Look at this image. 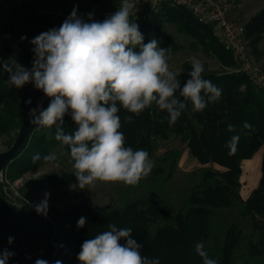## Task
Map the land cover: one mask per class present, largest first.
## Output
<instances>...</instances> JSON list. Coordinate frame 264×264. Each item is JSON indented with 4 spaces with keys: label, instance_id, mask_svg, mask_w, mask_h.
Masks as SVG:
<instances>
[{
    "label": "trees",
    "instance_id": "trees-1",
    "mask_svg": "<svg viewBox=\"0 0 264 264\" xmlns=\"http://www.w3.org/2000/svg\"><path fill=\"white\" fill-rule=\"evenodd\" d=\"M130 20L139 24L145 44L153 38L160 41L163 28L175 24L180 32L215 53L227 65L235 64L232 55L215 39L211 26L199 22L182 7L167 3L157 13H143ZM245 29L252 53L259 57V45L264 39V8L247 22ZM5 51L18 65L20 63L31 69L34 53L7 44ZM191 67L189 63L184 65L179 78L181 83L188 78ZM203 76L222 89L221 98L208 103L203 111H194L188 101L174 125H169L168 113L155 106L145 109L139 116L123 108L118 113L126 147L145 149L150 157L158 138L168 139L171 135H179L186 141L192 157L203 165L214 164L222 169L206 171L203 181L195 186L186 202V213L180 211L172 215L169 207L160 205L157 200L146 199L107 213L82 206L69 212L56 213L50 223L35 213L25 212L9 203L0 182V252L8 249L14 253L9 264H35L36 259L48 260L50 264L57 260L62 264H79L77 254L82 243L108 230V225L113 223L118 228H132V237L143 246L141 254L159 258L160 264H203L195 251L196 243L201 241L210 258H218L219 264H236L233 254L241 237L238 224L234 223L228 228L220 250L213 251L205 241L211 235L218 210L234 208L238 203L243 206L242 216L253 221L254 230L261 237L257 243H250V254L253 257L260 255L264 250V223L260 217L264 216V155L259 187L247 200L240 196V177L243 161L252 159L264 145V90L255 86L243 73H209ZM7 79L8 74L0 69V96L5 100L0 114L1 136L11 135L14 126L20 128L28 120L30 110L36 108L37 100L44 96L31 83L17 89L5 83ZM28 99H31V104L26 103ZM180 99L184 100L183 97ZM48 103L45 102L43 107L46 108ZM128 116L133 119L127 120ZM246 121L253 125L254 131L244 129ZM229 124L234 126V131H228ZM62 127L66 133L76 130L69 115L64 117ZM55 130V126L51 129L37 126L33 130L23 149L6 165L9 178L16 179L29 169L50 162L44 161L43 156L59 146L70 156V149L55 140ZM236 134L240 135V140L237 150L230 155L227 142ZM9 138L7 147L11 148L16 138ZM35 153H40V160L33 161ZM81 216L87 222L83 228H78L77 221ZM163 218L171 219L173 224L157 228L152 235V225ZM10 236L14 237L12 244L8 243Z\"/></svg>",
    "mask_w": 264,
    "mask_h": 264
},
{
    "label": "clouds",
    "instance_id": "clouds-1",
    "mask_svg": "<svg viewBox=\"0 0 264 264\" xmlns=\"http://www.w3.org/2000/svg\"><path fill=\"white\" fill-rule=\"evenodd\" d=\"M135 3L136 0H120V7L102 21L94 19V13H88L85 19L74 6L59 27L30 40L34 53L31 69L20 63L17 66L13 59L0 61V69L8 74L5 83L17 89L31 83L49 98L46 108L30 110L28 123L48 129L55 126V140L70 149L80 189L98 181L136 185L151 173L154 162L148 151L125 146L118 115L121 108L139 116L155 106L168 113L171 126L188 101L194 111H203L222 95L221 88L204 78V64L196 56L191 57L188 78L181 83V73L170 69L171 48L161 47L156 38L145 44L139 24L130 20ZM27 39L21 37L22 41ZM26 103L31 104V99ZM66 115L76 125L74 133H66L62 127ZM126 119L131 121L133 117ZM243 127L254 131L247 121ZM228 131H234L232 124ZM239 140L236 134L227 142L230 155L237 150ZM32 159L40 160V153ZM55 159L52 153L43 156L44 161ZM49 196L45 193V198L35 205L37 214L47 216ZM86 222L81 216L77 227L83 228ZM132 231L114 223L108 225V230L82 243L77 254L79 264H160L159 258L141 254L143 246L132 237ZM13 241L10 236L8 243ZM195 251L203 264H219L218 258H210L202 241L196 243ZM13 255L4 249L0 264H9ZM35 264L50 262L36 259Z\"/></svg>",
    "mask_w": 264,
    "mask_h": 264
},
{
    "label": "rangeland",
    "instance_id": "rangeland-1",
    "mask_svg": "<svg viewBox=\"0 0 264 264\" xmlns=\"http://www.w3.org/2000/svg\"><path fill=\"white\" fill-rule=\"evenodd\" d=\"M74 6L85 19L88 13H94V19L102 21L120 7V0H0V61L12 59L5 51V44L21 47L33 53L30 40L42 32L59 27ZM262 8L264 0H237L236 7L229 16L236 23L246 25ZM22 36L28 39L22 41ZM160 45L171 48L168 61L170 69L181 75L184 65L191 64L192 56L203 62L205 67L203 74L222 75L239 72L235 64L227 65L215 53L204 49L198 42L180 32L175 24L163 28ZM259 51L261 55L257 57L253 54V61L255 66L264 71V39L259 45ZM13 60L15 61L14 58ZM4 104L5 100L0 96V114ZM20 128L14 126L9 136L0 135L1 152L10 149L7 147L9 137L17 138ZM51 153L55 154V160L29 169L16 179L9 178V169L4 168L0 172V182L4 186L6 200L25 212L37 214L35 205L45 198V193H50L47 216L37 214L50 223L56 213L69 212L82 206L107 213L115 209L122 210L135 201L146 199L157 200L160 205L169 207L172 215L180 211L186 213L188 210L186 202L195 186L203 181L206 171L222 170L214 164H201L191 156L187 143L181 136L171 135L168 139L156 140L150 156L154 167L138 184L98 181L94 185L80 189L74 176L71 157L60 146ZM257 153L264 155V145ZM261 177L262 169H249L242 164L240 196L243 200H247L259 187ZM242 210L243 206L240 203L234 208L218 210L213 220L211 235L205 243L213 251L220 250L228 228L236 223L241 230L240 241L233 254L236 264H264V250L255 257L250 254V243H257L261 237L260 233L254 230L253 221L242 216ZM260 217L264 223V216ZM172 224L171 219L163 218L152 225L151 234L153 235L161 226Z\"/></svg>",
    "mask_w": 264,
    "mask_h": 264
},
{
    "label": "built area",
    "instance_id": "built-area-1",
    "mask_svg": "<svg viewBox=\"0 0 264 264\" xmlns=\"http://www.w3.org/2000/svg\"><path fill=\"white\" fill-rule=\"evenodd\" d=\"M167 3L184 8L199 22L211 26L215 39L232 55L238 73H243L264 90V71L254 64L245 25L236 23L229 16L237 0H136L130 19L147 12L157 13Z\"/></svg>",
    "mask_w": 264,
    "mask_h": 264
},
{
    "label": "water",
    "instance_id": "water-1",
    "mask_svg": "<svg viewBox=\"0 0 264 264\" xmlns=\"http://www.w3.org/2000/svg\"><path fill=\"white\" fill-rule=\"evenodd\" d=\"M49 101V98L46 97L45 95L40 97L37 100V106H41L43 107V105L45 104V102ZM37 126L35 125H30L28 123V120H26L23 125L21 126L19 132H18V136L15 140V142L13 143L12 147L4 152L0 151V172L3 171V169L6 167V165L11 162L19 153V151H21L23 149V147L26 144L27 139L29 138V136L32 134L33 130L36 128Z\"/></svg>",
    "mask_w": 264,
    "mask_h": 264
},
{
    "label": "crops",
    "instance_id": "crops-1",
    "mask_svg": "<svg viewBox=\"0 0 264 264\" xmlns=\"http://www.w3.org/2000/svg\"><path fill=\"white\" fill-rule=\"evenodd\" d=\"M262 158L263 155H258V153H256V155L252 159L243 161L242 164L246 165L249 169H261Z\"/></svg>",
    "mask_w": 264,
    "mask_h": 264
}]
</instances>
